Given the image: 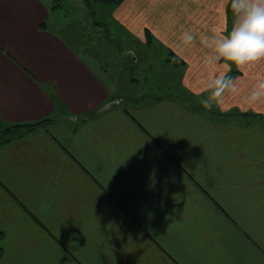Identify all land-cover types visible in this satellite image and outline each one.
<instances>
[{
    "label": "crops",
    "instance_id": "crops-1",
    "mask_svg": "<svg viewBox=\"0 0 264 264\" xmlns=\"http://www.w3.org/2000/svg\"><path fill=\"white\" fill-rule=\"evenodd\" d=\"M102 6L135 46L0 0V122L50 118L0 144V264H264V60L210 46L231 0Z\"/></svg>",
    "mask_w": 264,
    "mask_h": 264
},
{
    "label": "clouds",
    "instance_id": "clouds-1",
    "mask_svg": "<svg viewBox=\"0 0 264 264\" xmlns=\"http://www.w3.org/2000/svg\"><path fill=\"white\" fill-rule=\"evenodd\" d=\"M231 8L236 17L231 31L210 43L214 59L222 58L238 68L264 60V0H231ZM182 40L191 43L193 37L185 33ZM232 84L226 73L212 79L208 84L210 95L202 100L204 106L210 108Z\"/></svg>",
    "mask_w": 264,
    "mask_h": 264
},
{
    "label": "rangeland",
    "instance_id": "rangeland-1",
    "mask_svg": "<svg viewBox=\"0 0 264 264\" xmlns=\"http://www.w3.org/2000/svg\"><path fill=\"white\" fill-rule=\"evenodd\" d=\"M61 2V6H57V10L54 12L57 16H63V20L68 21L73 27H76L80 30V32H84L87 34V39L91 40L90 44L91 47L97 48V41L99 38L103 39V42L100 43L101 46L105 48L108 46H117L124 47L126 45L135 46L133 45L130 38L121 37L118 35V31L120 30L119 26L115 25V22L111 16L110 10L104 8L102 4H96L95 6L90 8L92 13L88 12V9H85L82 5L81 0H58ZM57 0H49L51 5L55 4ZM97 30H100V36L98 37L94 33ZM102 31V32H101ZM120 32H122L120 30ZM152 48L155 50L156 47L152 45ZM152 50V49H151ZM151 58H149L150 60ZM151 61V60H150ZM110 61L107 60L105 63L108 64ZM140 67L143 66V70L145 71V66L147 65V60L140 61ZM160 63H162L160 61ZM136 74V73H135ZM126 76V73L123 74ZM128 75V74H127ZM155 90L154 88H152ZM152 90V91H153ZM173 91L175 92V86L173 85ZM192 103H195L193 99H191Z\"/></svg>",
    "mask_w": 264,
    "mask_h": 264
},
{
    "label": "trees",
    "instance_id": "trees-1",
    "mask_svg": "<svg viewBox=\"0 0 264 264\" xmlns=\"http://www.w3.org/2000/svg\"><path fill=\"white\" fill-rule=\"evenodd\" d=\"M123 0H81L85 9H88L89 13H92L90 8L95 4L102 5H115L119 4ZM61 6V2L57 0L52 7ZM42 26V25H41ZM145 35L147 42L150 43L151 36L148 33V29H145ZM171 54V52H170ZM176 61H181L180 58H173ZM50 118H42L40 120L28 121V122H0V144L8 143L15 139L23 137L25 134L32 132L38 128L41 124L48 122Z\"/></svg>",
    "mask_w": 264,
    "mask_h": 264
}]
</instances>
